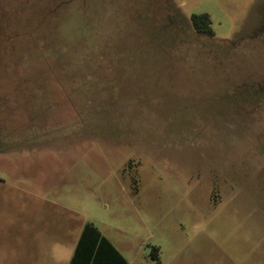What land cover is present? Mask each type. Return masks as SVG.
<instances>
[{"label": "rangeland", "instance_id": "obj_1", "mask_svg": "<svg viewBox=\"0 0 264 264\" xmlns=\"http://www.w3.org/2000/svg\"><path fill=\"white\" fill-rule=\"evenodd\" d=\"M85 223L127 264H264V0H0V264Z\"/></svg>", "mask_w": 264, "mask_h": 264}, {"label": "trees", "instance_id": "obj_2", "mask_svg": "<svg viewBox=\"0 0 264 264\" xmlns=\"http://www.w3.org/2000/svg\"><path fill=\"white\" fill-rule=\"evenodd\" d=\"M188 21L195 34L213 36L208 15H191ZM69 264H127V262L92 223H85Z\"/></svg>", "mask_w": 264, "mask_h": 264}, {"label": "crops", "instance_id": "obj_3", "mask_svg": "<svg viewBox=\"0 0 264 264\" xmlns=\"http://www.w3.org/2000/svg\"><path fill=\"white\" fill-rule=\"evenodd\" d=\"M83 228V227H82ZM81 231H82V229H80V231H79V235H78V238H77V241H78V239H79V236H80V234H81ZM102 235V234H101ZM103 236V235H102ZM106 238V237H105ZM107 239V238H106ZM110 243H111V241L109 240V239H107ZM77 241H76V244H77ZM76 244H75V247H76ZM112 244V243H111ZM113 245V244H112ZM114 246V245H113ZM75 247H74V249H75ZM115 248V247H114ZM116 249V248H115ZM117 250V249H116ZM73 253H74V251H73ZM120 253V252H119ZM72 256H73V254L69 257V259L64 263V264H69L70 263V261H71V258H72ZM24 264H28V263H24Z\"/></svg>", "mask_w": 264, "mask_h": 264}]
</instances>
